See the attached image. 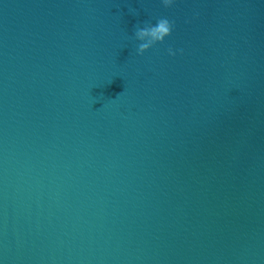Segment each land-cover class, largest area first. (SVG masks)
I'll list each match as a JSON object with an SVG mask.
<instances>
[{"label": "water", "instance_id": "water-1", "mask_svg": "<svg viewBox=\"0 0 264 264\" xmlns=\"http://www.w3.org/2000/svg\"><path fill=\"white\" fill-rule=\"evenodd\" d=\"M0 264H264V0H0Z\"/></svg>", "mask_w": 264, "mask_h": 264}, {"label": "clouds", "instance_id": "clouds-1", "mask_svg": "<svg viewBox=\"0 0 264 264\" xmlns=\"http://www.w3.org/2000/svg\"><path fill=\"white\" fill-rule=\"evenodd\" d=\"M178 0H161L165 8H172L177 4ZM190 22V21H188ZM175 28V22L168 18H160L153 25L147 28H142L137 32V38L141 41L137 54L143 55L157 44H163L169 37L172 36ZM168 55L176 56L177 52L183 54V49H167Z\"/></svg>", "mask_w": 264, "mask_h": 264}]
</instances>
